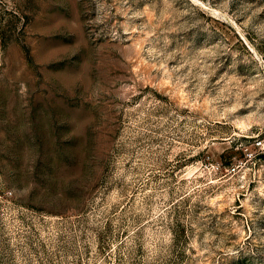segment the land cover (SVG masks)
<instances>
[{"label":"rangeland","instance_id":"374dc122","mask_svg":"<svg viewBox=\"0 0 264 264\" xmlns=\"http://www.w3.org/2000/svg\"><path fill=\"white\" fill-rule=\"evenodd\" d=\"M0 264H264V0H0Z\"/></svg>","mask_w":264,"mask_h":264}]
</instances>
